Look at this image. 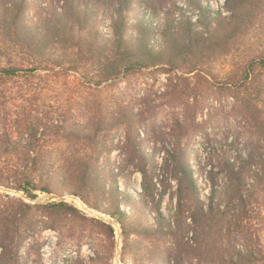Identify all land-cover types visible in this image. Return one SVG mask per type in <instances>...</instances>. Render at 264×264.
Returning <instances> with one entry per match:
<instances>
[{"label":"trees","instance_id":"trees-1","mask_svg":"<svg viewBox=\"0 0 264 264\" xmlns=\"http://www.w3.org/2000/svg\"><path fill=\"white\" fill-rule=\"evenodd\" d=\"M182 3L189 8L184 9ZM254 3L255 0H226L223 6L230 13L225 14L205 6L204 0H0V46L1 54L7 58L0 65V82L45 73L53 79L78 77L86 88L100 91L106 83L150 68L183 73L186 87L177 99H182L178 104L183 106L176 119L178 132L171 135L174 140L163 163L153 161L138 140L141 154L133 165L134 171L142 173L141 196L136 197L130 190L123 193L116 179L117 198L107 205L103 196L108 187L94 185L97 177L89 175L92 166L84 161L80 182L71 185V192L85 203L89 199L84 189L100 199L93 206L120 223L127 244L132 235L157 234L172 238L174 245L181 248L180 254L191 252L201 264H264V110L255 99L242 96L264 75V56L243 63L225 79L209 78L206 68L249 29L251 18L257 14ZM197 9L198 18L194 20ZM177 11L182 12L181 19L176 16ZM108 21L111 25L105 28ZM192 77L197 78L193 84ZM208 91L231 92V110L245 116L251 128L247 130L250 136L245 145L240 134L225 136L229 149L222 161L211 163L202 185L191 160L190 143L207 128L199 116L205 113L203 104H209ZM261 96L259 92L258 97ZM226 107L219 101L212 103L209 123L214 122L215 109L225 114ZM95 108L97 119L84 128L75 122L61 128L49 121H38L28 138L4 139L9 133L0 132V166L8 161L14 164L12 159L1 157L3 152H14L19 155L14 165L20 170L16 171H33L41 163L46 168L40 149L60 136V132L62 138L87 146H97L102 132L115 126L126 125L131 132H138L141 121L137 118L122 119L116 114L102 113L101 104ZM36 150L37 154H32ZM3 182L0 178V184L5 185ZM125 184L129 186L127 181ZM17 189L31 198L38 196L34 193L38 188L27 176ZM41 190L50 192L49 188ZM167 196L176 202L170 214L163 209ZM123 204L134 206V213L130 215ZM144 210L153 214L154 221L145 217ZM38 211L43 220L37 219ZM47 211L62 212L72 221L83 218L117 236L112 224L96 217H81V211L68 202L33 205L0 193V264H30L33 255V263L45 264L41 261L45 245L42 233L55 227L50 224ZM38 227L40 235L33 237L25 248L29 231ZM62 246L59 243L57 251ZM178 248L175 253H179ZM124 249L128 251L126 244ZM171 250L167 251L169 257L175 251L173 247ZM174 259L168 264H175ZM53 260V264H88L77 254L62 258L58 254ZM100 260L99 253L90 258L91 263Z\"/></svg>","mask_w":264,"mask_h":264},{"label":"rangeland","instance_id":"rangeland-1","mask_svg":"<svg viewBox=\"0 0 264 264\" xmlns=\"http://www.w3.org/2000/svg\"><path fill=\"white\" fill-rule=\"evenodd\" d=\"M225 1L204 0V5L229 14L230 12L226 11L223 6ZM254 5L253 10L257 14L251 18L253 23L249 29L232 42L226 51L206 65L210 73L209 78L225 79L232 72L237 71L243 63L252 58L264 56V0H255ZM182 7L189 8L185 3H182ZM194 12L196 13L194 20H196L199 9ZM176 16L181 19L182 12L177 11ZM109 24L111 25V21L105 23V28H108L106 26ZM6 60L7 58L1 54L0 46V65L5 64ZM182 74L179 71L170 73L162 69L150 68L132 73L116 82L106 83L100 91L86 88L87 85L83 84V79L80 81L78 77L53 79L45 73L0 82V132L1 134L5 131L9 133V135H4V139L7 136L12 137L13 140L28 138L29 134L34 132L32 128L38 121H49L61 128L63 125L69 127L75 122L79 127L84 128L86 124L93 123L97 119L95 116L98 113L95 107L99 104L103 107L102 113L116 114L122 119L129 116L141 121L138 124V132H131L126 125L115 126L102 132L100 143L97 146L69 141L62 138L60 132V136L40 149V154L48 166L43 168L44 163H41V167L33 171H22V169L16 171V169L20 170L14 165L19 155L14 152H3L2 159H12L15 163L8 161L0 166V178L5 184H0V193L9 194L11 197L22 199L33 205L51 203L48 200L37 201L48 193L59 192L75 195L71 192L73 189L71 185L80 182L79 176L84 173L81 166L84 161L92 166L89 175L97 177V180L94 178V185L99 188L102 184H106L108 187V192L103 196L107 205L117 198V192L114 189L116 179L123 193L130 190L136 197H140L143 177L140 171H134L133 165V161L138 163L141 154L138 152V143L141 142L146 147L149 156H152V160L158 162L159 165L168 156L167 150L174 140L171 135L178 132L176 119L183 107L178 104L182 102V99L177 100L183 86L186 87V81L181 77ZM191 81L193 84L197 78L192 77ZM259 92L262 95L261 98L258 97ZM208 93L209 104L208 102L202 103L206 107L205 113L199 116V121L204 122L207 128L194 137L190 143L193 149L191 160L203 180L202 185L209 175L211 163L214 165L222 161L229 149V146L225 145V136L240 134L241 142L245 145L250 136L247 130L251 128L245 116L231 110L230 103L233 101L231 92L208 91ZM242 96L255 99L259 107L264 110V75L257 85H252L244 91ZM217 101L226 104L225 114L215 109L214 122L209 123L210 105ZM32 154H37V150ZM75 159H80V161L76 162ZM25 176L32 179L33 185L38 188L34 190V193L38 195L37 198H33L34 201L23 196V194L27 195L25 191L17 189ZM125 181L130 187L126 186ZM41 188H49L50 192H44ZM84 190L87 192L90 204L78 197L87 208L83 207L82 203L80 205L79 200L73 197L66 202L77 207L81 211V217L87 215L90 218L96 217L108 222L97 215V213L102 214L106 219H113L119 228L120 223L115 218L93 206L100 199L92 192V195L88 194L87 189ZM209 191L208 187L204 193L209 194ZM121 194V192L118 193V195ZM175 205L176 202H172L167 196L163 204L165 213H172ZM123 206L130 215L134 213V206L128 204H123ZM41 211H38L36 215L39 220L44 219ZM144 211L145 217L154 221L153 214ZM47 212L51 215L50 224L55 227L48 228L42 233L45 245L41 250V261L45 264H53V259L58 254L60 258L66 255H81L88 264H168L171 258H175V264H201L197 256L191 252L183 251L180 254L181 248L174 245L172 238L161 237L157 234L132 235L128 244L122 235V250L119 253L118 233L116 237H113L107 228L91 224L83 218L72 221L62 212ZM40 228L29 231L25 248L29 247L33 237L40 235ZM59 243L63 246L62 250L57 251ZM125 244L126 247L128 246V251L124 249ZM172 247L175 251L172 257H169L170 254L167 251L173 252ZM177 248L179 253H175ZM124 252H127L125 256H123ZM97 253L101 255V260L91 263L90 258L96 256ZM154 258L158 259L157 262L153 260ZM31 259L34 261L36 256L33 255ZM33 261L30 264H35Z\"/></svg>","mask_w":264,"mask_h":264},{"label":"water","instance_id":"water-1","mask_svg":"<svg viewBox=\"0 0 264 264\" xmlns=\"http://www.w3.org/2000/svg\"><path fill=\"white\" fill-rule=\"evenodd\" d=\"M23 196L25 198H28L30 199L31 201H34L33 198H30L28 195H25L23 194ZM70 197H73V199H78L79 200V204L82 205L83 204V207L87 208V206L83 203V201L78 197V196H75V195H71V194H62V193H48L47 195L43 196V197H40L37 201L38 202H45L46 200L48 201H67L70 199ZM76 201V200H75ZM82 203V204H81ZM97 215L99 217H101L102 219L104 220H107L109 223L113 224L116 228H117V233L119 235V243H118V250H119V253L121 252V238H122V235H123V232H122V228L120 226V224H118L119 228L117 227V224L116 222L112 219V220H109V219H106V217L102 214H98Z\"/></svg>","mask_w":264,"mask_h":264}]
</instances>
